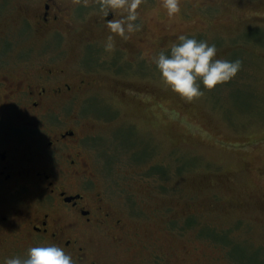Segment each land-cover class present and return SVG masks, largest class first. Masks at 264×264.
I'll use <instances>...</instances> for the list:
<instances>
[{
  "label": "rangeland",
  "instance_id": "374dc122",
  "mask_svg": "<svg viewBox=\"0 0 264 264\" xmlns=\"http://www.w3.org/2000/svg\"><path fill=\"white\" fill-rule=\"evenodd\" d=\"M63 1L69 31L56 23L43 33L34 18L42 0H0V57L95 84L63 114L79 119L90 178L115 218L80 235L88 260L76 264H264V0H181L171 17L163 0H141L138 27L124 35L94 26L107 4ZM181 33L215 43L240 69L182 97L153 59ZM32 245L9 236L0 261Z\"/></svg>",
  "mask_w": 264,
  "mask_h": 264
},
{
  "label": "flooded vegetation",
  "instance_id": "af4514ba",
  "mask_svg": "<svg viewBox=\"0 0 264 264\" xmlns=\"http://www.w3.org/2000/svg\"><path fill=\"white\" fill-rule=\"evenodd\" d=\"M79 1L77 6L107 4L95 19L96 28L110 29L109 20L128 15L126 6ZM64 4L42 0L34 18L43 33L56 23L69 31ZM31 17L19 26L28 27ZM86 37L79 41L87 43ZM24 63L8 66L0 57V245L9 236L26 237L36 244L57 243L72 258L88 260L89 241L79 245L80 235L115 217L90 178L85 131L75 114L63 112L95 84L64 67H47L34 75Z\"/></svg>",
  "mask_w": 264,
  "mask_h": 264
},
{
  "label": "clouds",
  "instance_id": "9594fccd",
  "mask_svg": "<svg viewBox=\"0 0 264 264\" xmlns=\"http://www.w3.org/2000/svg\"><path fill=\"white\" fill-rule=\"evenodd\" d=\"M107 3L114 7L126 6L128 11L126 17L108 21L111 31L124 35L126 29L132 31L138 27L131 21L138 15L135 10L141 0H107ZM163 6L171 17L180 13L181 0H163ZM107 40L106 49H112L113 37L110 35ZM216 54L215 43L181 33L168 51L161 50L153 59L163 82L174 92L191 100L203 94L201 84L211 89L230 80L240 69V59L218 58ZM0 264H76V261L59 244L44 243L30 246L25 257H5Z\"/></svg>",
  "mask_w": 264,
  "mask_h": 264
},
{
  "label": "trees",
  "instance_id": "16d2710c",
  "mask_svg": "<svg viewBox=\"0 0 264 264\" xmlns=\"http://www.w3.org/2000/svg\"><path fill=\"white\" fill-rule=\"evenodd\" d=\"M192 224H193L192 219H186L184 226L188 227L189 225H192ZM213 238H214V236H213Z\"/></svg>",
  "mask_w": 264,
  "mask_h": 264
}]
</instances>
